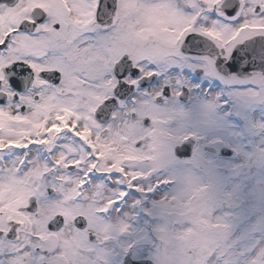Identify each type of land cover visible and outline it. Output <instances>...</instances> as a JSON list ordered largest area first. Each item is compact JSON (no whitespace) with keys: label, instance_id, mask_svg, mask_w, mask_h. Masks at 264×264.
<instances>
[{"label":"snow or ice","instance_id":"snow-or-ice-1","mask_svg":"<svg viewBox=\"0 0 264 264\" xmlns=\"http://www.w3.org/2000/svg\"><path fill=\"white\" fill-rule=\"evenodd\" d=\"M264 0H0V264H264Z\"/></svg>","mask_w":264,"mask_h":264},{"label":"rangeland","instance_id":"rangeland-1","mask_svg":"<svg viewBox=\"0 0 264 264\" xmlns=\"http://www.w3.org/2000/svg\"><path fill=\"white\" fill-rule=\"evenodd\" d=\"M254 188H255V190H256L257 192L264 193V189L259 188V187H257V186H254Z\"/></svg>","mask_w":264,"mask_h":264}]
</instances>
